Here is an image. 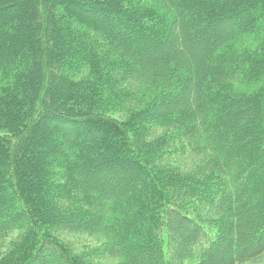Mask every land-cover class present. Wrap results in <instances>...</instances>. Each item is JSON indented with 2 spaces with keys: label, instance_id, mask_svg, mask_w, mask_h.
I'll return each mask as SVG.
<instances>
[{
  "label": "trees",
  "instance_id": "trees-1",
  "mask_svg": "<svg viewBox=\"0 0 264 264\" xmlns=\"http://www.w3.org/2000/svg\"><path fill=\"white\" fill-rule=\"evenodd\" d=\"M263 260L264 0H0V264Z\"/></svg>",
  "mask_w": 264,
  "mask_h": 264
},
{
  "label": "rangeland",
  "instance_id": "rangeland-1",
  "mask_svg": "<svg viewBox=\"0 0 264 264\" xmlns=\"http://www.w3.org/2000/svg\"><path fill=\"white\" fill-rule=\"evenodd\" d=\"M4 7H2L3 9ZM6 9V8H5ZM12 16L15 15L14 13H12ZM87 137L89 138L90 136L87 134ZM97 144H99V142H97ZM72 242L74 243L75 247L78 249V251H83L84 247H88L90 248H94L96 246H98L100 244V242L97 239H92V238H88V237H74L72 238ZM186 264H196V262H188ZM254 264H264V260L258 263H254Z\"/></svg>",
  "mask_w": 264,
  "mask_h": 264
}]
</instances>
